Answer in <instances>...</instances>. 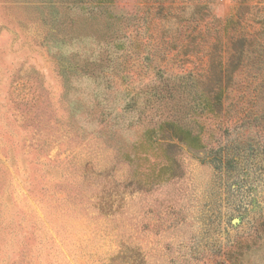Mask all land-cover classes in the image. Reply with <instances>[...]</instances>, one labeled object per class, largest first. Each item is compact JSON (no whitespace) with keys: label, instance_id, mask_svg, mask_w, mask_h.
<instances>
[{"label":"rangeland","instance_id":"374dc122","mask_svg":"<svg viewBox=\"0 0 264 264\" xmlns=\"http://www.w3.org/2000/svg\"><path fill=\"white\" fill-rule=\"evenodd\" d=\"M110 1L0 0V264H264V0Z\"/></svg>","mask_w":264,"mask_h":264},{"label":"trees","instance_id":"16d2710c","mask_svg":"<svg viewBox=\"0 0 264 264\" xmlns=\"http://www.w3.org/2000/svg\"><path fill=\"white\" fill-rule=\"evenodd\" d=\"M106 1L107 0H97L96 5L98 4L104 5L103 3H105ZM109 2L111 1L109 0ZM92 10H94V8ZM105 52H107L106 49ZM99 59L103 60V56L101 55V52ZM170 87L175 88L174 85L172 86L170 85ZM223 100H224L223 87L217 86V88H214V90L209 92L208 96L202 101V103L196 104L195 107L196 109H203L202 111H206L207 113L218 114L222 109ZM199 111L200 110H198V113ZM157 131L165 132L164 135L166 136V139L170 140L169 146H176L175 142L178 141L180 143L187 145L192 149L201 150L204 148V143L202 141V131L195 130L194 127L182 123L176 117L173 118L167 117L166 119H164L162 123L159 125ZM149 132L151 131H148V133ZM149 136H151V133H149Z\"/></svg>","mask_w":264,"mask_h":264}]
</instances>
